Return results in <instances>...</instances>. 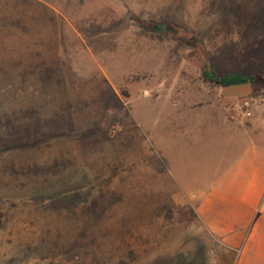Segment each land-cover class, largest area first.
<instances>
[{"label": "rangeland", "instance_id": "1", "mask_svg": "<svg viewBox=\"0 0 264 264\" xmlns=\"http://www.w3.org/2000/svg\"><path fill=\"white\" fill-rule=\"evenodd\" d=\"M207 58L264 76V0H0V264H230L165 177V127L184 165L264 142V84Z\"/></svg>", "mask_w": 264, "mask_h": 264}, {"label": "crops", "instance_id": "2", "mask_svg": "<svg viewBox=\"0 0 264 264\" xmlns=\"http://www.w3.org/2000/svg\"><path fill=\"white\" fill-rule=\"evenodd\" d=\"M250 86L223 88L233 99L247 96ZM174 135L175 128L165 127V160L169 162L165 177L178 181L184 175L193 177L194 194L200 195L196 206L200 227L225 248L230 264H264V142L247 136L230 148V133L223 129L218 138L220 154L206 168L196 161L184 165L175 157L180 149L172 155L177 144L172 141ZM183 168L187 174L182 173Z\"/></svg>", "mask_w": 264, "mask_h": 264}, {"label": "trees", "instance_id": "3", "mask_svg": "<svg viewBox=\"0 0 264 264\" xmlns=\"http://www.w3.org/2000/svg\"><path fill=\"white\" fill-rule=\"evenodd\" d=\"M150 29L157 35L166 34L167 32H180V26H170L165 22L154 23ZM201 77L205 82L221 87L238 85V84H254L262 82L264 84V76L253 71L234 70L227 72H218L214 68V64L207 59L201 71Z\"/></svg>", "mask_w": 264, "mask_h": 264}]
</instances>
